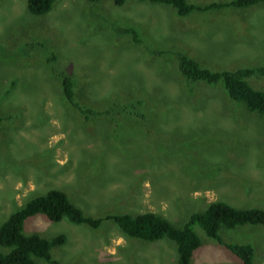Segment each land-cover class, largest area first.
Returning <instances> with one entry per match:
<instances>
[{
  "label": "rangeland",
  "instance_id": "374dc122",
  "mask_svg": "<svg viewBox=\"0 0 264 264\" xmlns=\"http://www.w3.org/2000/svg\"><path fill=\"white\" fill-rule=\"evenodd\" d=\"M130 27L139 42L124 32ZM168 49L216 70L264 65V2L184 17L138 0H57L45 15L31 14L27 0H0V224L52 188L87 215L154 211L177 226L215 200L264 208V118L222 83L186 84ZM65 71L83 106L142 99L144 117L115 109L86 120L65 98ZM248 80L264 90L263 76ZM193 228L202 245L191 264H241ZM24 233L66 234L52 248L61 264H178L174 242L131 238L112 220L93 228L39 213ZM219 234L252 244L254 264H264L262 225L222 226Z\"/></svg>",
  "mask_w": 264,
  "mask_h": 264
},
{
  "label": "trees",
  "instance_id": "16d2710c",
  "mask_svg": "<svg viewBox=\"0 0 264 264\" xmlns=\"http://www.w3.org/2000/svg\"><path fill=\"white\" fill-rule=\"evenodd\" d=\"M56 1L27 0V9L31 14L45 15L52 10ZM138 1L170 5L184 17L194 11L246 8L264 2V0H214L207 3L189 0ZM113 2L116 6H122L126 0H113ZM114 29L119 30V26L114 24ZM124 32L131 34L135 42L140 41V34L136 28H126ZM168 54L175 56L178 69L186 84L199 81H204L209 85L222 83L229 98L264 118V90L255 88L248 80L254 75L264 77V65L239 67L234 70H216L202 65L185 51L168 49ZM74 87L75 79L69 72H63L62 90L65 98L86 120V117L91 115H105L115 109L140 118L144 117V113L139 110L144 103L142 99L122 103L114 101L106 109L97 110L85 107L76 101ZM39 213L45 214L53 221H60L67 217L71 222L85 223L93 228H98L105 220H112L131 238L145 242L168 239L175 243L178 264H191L195 251L202 245L201 237L193 228L195 224H199L208 236L223 244L241 264H254L255 247L252 244L225 242L219 230L222 226L235 228L245 224H259L264 227L263 207H237L223 200L211 201L205 209L192 211L184 224L179 226L166 216L154 211L137 214L108 213L105 216L95 217L85 214L65 191L52 188L45 194L28 200L23 206L11 212L0 224V264H39L38 258L44 259L48 264H61L52 256V248L65 244L66 234L60 233L53 237H45L38 233H24L26 219Z\"/></svg>",
  "mask_w": 264,
  "mask_h": 264
}]
</instances>
